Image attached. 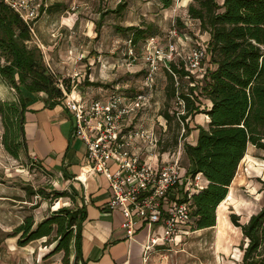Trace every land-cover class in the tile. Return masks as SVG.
I'll return each instance as SVG.
<instances>
[{
  "label": "trees",
  "instance_id": "obj_1",
  "mask_svg": "<svg viewBox=\"0 0 264 264\" xmlns=\"http://www.w3.org/2000/svg\"><path fill=\"white\" fill-rule=\"evenodd\" d=\"M157 3L161 10H168L175 5V0H157ZM127 7L125 1L107 13L121 14ZM48 11L52 12V9L48 8ZM188 18L195 23L200 34H209L206 45L210 63L215 68L208 69L203 81L194 80L195 86H188L186 93L182 90L186 72L171 63L172 72L166 69L169 81L167 97L172 99L179 89L182 91L179 96L185 101L187 112L180 117L186 131L184 138L189 137L193 129L199 131L195 145L184 143L183 154L191 162L189 171L201 173L207 180L206 188L190 199V228L207 230L217 225V210L229 196V187L237 177L238 167L249 146L253 145L262 152L264 159V0H191ZM187 25L177 17L173 27L184 35L182 31L187 29ZM0 28V79L17 92L15 102L0 99L3 144L17 159L22 151L28 150L24 133L26 102L23 90L47 95L50 107L60 103L65 91L44 63L42 51L31 46L33 39L29 24L24 23L19 14L2 0ZM118 30L127 34L133 47L159 34L155 22ZM174 75L178 77L179 86ZM71 89L67 86L66 91ZM203 96L209 105L202 112L200 99ZM163 113L170 123L174 116L167 111ZM199 114H206L209 122L204 127L195 125L192 128L187 124L188 119ZM39 167L47 173L42 166ZM259 182L264 191V181ZM38 193L46 196L44 190ZM56 195V199L70 197L68 192ZM85 219L84 207L73 209L68 206L53 211L38 223L29 216L11 233L0 228V251L8 238L18 237L19 247H26L35 240L52 238L55 243L53 254L63 253L64 264H80L81 228ZM239 219L236 214L230 216V221L241 229L243 236L239 247L243 253L241 264H264V205L250 216L248 222L241 223Z\"/></svg>",
  "mask_w": 264,
  "mask_h": 264
},
{
  "label": "rangeland",
  "instance_id": "obj_2",
  "mask_svg": "<svg viewBox=\"0 0 264 264\" xmlns=\"http://www.w3.org/2000/svg\"><path fill=\"white\" fill-rule=\"evenodd\" d=\"M125 1L128 7L121 14L107 13L116 10L118 4ZM190 1L175 0L174 6L161 10L157 0H44L52 12H42L35 21L45 23L44 35L49 38L48 43L52 48H39L33 41L31 46H37L42 51L44 63L50 64L66 89L67 86L73 88L77 85L87 99L99 98L102 94L107 96L115 86L123 88L130 95L137 94L147 91L144 78L150 66L146 63V42L133 47L127 34L118 29L155 22L160 44L165 45L169 41L168 32L178 17L188 23L187 29L182 32L189 36V39H181L179 44L185 49L193 45H206L208 36L200 34L195 23L188 18ZM35 21L34 30L38 35ZM40 44L42 46V42ZM204 65L207 70L215 68L210 60H206ZM69 66L72 71L67 69ZM167 76L165 66L160 65L155 75L156 86L152 91L151 106L141 117L145 124L149 123L147 126L158 133L160 154L165 151L173 153L180 144L183 147L184 143L192 142L195 138L194 133L184 138L186 131L183 125L176 115L171 114L181 109L175 97H167ZM184 84L182 90L187 93L190 84ZM3 90L5 92L0 90L2 101H17L16 90L7 86ZM201 102L200 110L203 112L202 107L208 101L203 96ZM165 111L174 116L170 123L165 122ZM196 117L189 118L191 127L206 126L202 116ZM3 133L4 124L0 116V228L11 233L29 216H33L38 223L59 206L74 208V202L70 199L55 198L56 193L69 189L61 182L59 184L54 174L46 170L47 173H44L25 151L17 159L8 153L3 144ZM260 156L261 153L253 146L249 147L246 158L238 167L232 190L217 211L215 227L207 230L188 229L175 242L152 253L148 264H241L243 253L239 247L243 236L241 229L230 221V216L236 214L241 223H246L264 205V191L259 182L264 180V162ZM181 163L184 168H189V160L184 154L181 155ZM39 190H44L46 196L39 195ZM17 241L18 237L8 238L2 243L0 264H64L63 253L53 254L55 244L46 246L49 243L35 240L26 247H19Z\"/></svg>",
  "mask_w": 264,
  "mask_h": 264
},
{
  "label": "built area",
  "instance_id": "obj_3",
  "mask_svg": "<svg viewBox=\"0 0 264 264\" xmlns=\"http://www.w3.org/2000/svg\"><path fill=\"white\" fill-rule=\"evenodd\" d=\"M2 1L29 24L33 42L42 48L33 22L47 10L44 0ZM168 34L169 41L165 45L160 44L158 36L146 41V63L150 66L144 78L147 91L130 95L115 86L107 96L87 99L82 92L78 97L77 85L68 92L62 80L57 79L59 87L65 91L62 99L72 116L73 137L83 142L88 162L109 183L111 199L107 209L121 211L127 240H135L140 231L147 232L146 261L156 250L172 244L190 229V199L207 185L203 174H193L182 165V145L173 153L160 154L158 133L141 119L142 113L151 106L155 75L160 65L170 73L171 63L183 68L186 72L183 81L190 86H195L194 80H203L208 71L204 65L206 60L209 61L207 45L185 49L179 41L189 39L188 35L183 36L175 27ZM47 67L57 78L50 64ZM177 85H180L179 81ZM181 92L179 89L175 95L181 110L171 112L180 123V117L187 113L186 103L179 96ZM160 125L165 127L161 122Z\"/></svg>",
  "mask_w": 264,
  "mask_h": 264
},
{
  "label": "crops",
  "instance_id": "obj_4",
  "mask_svg": "<svg viewBox=\"0 0 264 264\" xmlns=\"http://www.w3.org/2000/svg\"><path fill=\"white\" fill-rule=\"evenodd\" d=\"M36 28L40 38L37 33L36 36L42 42V47L46 50L47 47H50L48 50H51L52 47L48 43L49 38L44 35L45 23L36 22ZM206 36H208L206 40L208 42L210 36L209 34ZM67 69L73 70L70 66ZM4 86L6 85L0 79L1 92L4 91ZM80 92L77 86L76 93ZM102 96L104 94L100 97ZM24 101L26 102L24 133L28 149L26 153L44 170L54 174L59 184L61 182L64 187L69 189V191H65L70 194V197L65 198L74 202L73 209L84 207L86 210V219L81 228L80 253L82 261L80 264H148L150 258L146 261L144 255V245L148 241L147 232L140 231L135 236V240H127L121 211L107 209V204L111 199L109 183L88 162L83 142L73 137V120L67 109L66 101L59 100V104L50 107L47 95L27 92L24 93ZM207 104L209 105V102ZM207 104L202 109H205ZM196 116V118L202 116L203 121L209 122V117L206 114ZM188 123L190 125V120ZM147 127L152 128L151 126ZM192 133L195 138L189 143L195 145L199 131L193 129L190 134ZM259 153H261L260 158L264 162L262 152ZM190 166L191 162L189 161V168ZM233 183L229 187L230 191ZM85 201H87L86 205ZM59 207L58 209H60ZM40 240L49 243L46 246L55 244L52 242V238Z\"/></svg>",
  "mask_w": 264,
  "mask_h": 264
}]
</instances>
